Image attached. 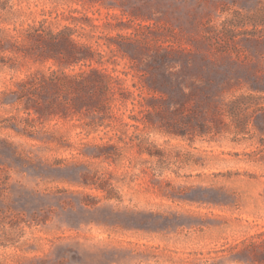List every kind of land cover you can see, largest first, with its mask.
Returning <instances> with one entry per match:
<instances>
[{
    "label": "rangeland",
    "instance_id": "1",
    "mask_svg": "<svg viewBox=\"0 0 264 264\" xmlns=\"http://www.w3.org/2000/svg\"><path fill=\"white\" fill-rule=\"evenodd\" d=\"M66 28L134 100L39 120L3 95L68 55L29 33ZM263 28L264 0H0V264H264V93L219 45Z\"/></svg>",
    "mask_w": 264,
    "mask_h": 264
},
{
    "label": "trees",
    "instance_id": "2",
    "mask_svg": "<svg viewBox=\"0 0 264 264\" xmlns=\"http://www.w3.org/2000/svg\"><path fill=\"white\" fill-rule=\"evenodd\" d=\"M29 34V37L46 42L53 48H58L64 40L68 46V55L65 56L62 55L63 53L58 52L44 57L43 50H40L34 61L43 63L53 60L58 70H52L50 73L37 71L17 83L16 89L3 94L6 97L9 95L15 96L13 105L24 103L28 115L33 110L40 120L42 118L41 110L46 108L51 112V118L63 120L79 118L78 120H81L84 117L93 115L104 119L106 116H111L114 107L122 106L129 97L135 99L132 92L122 87L121 80L118 77L112 76L105 70L92 68L91 64L87 65V62L93 61V57L90 55L92 54L91 50L84 45H79L72 39V29L66 28L62 32L52 34L49 38L47 37L48 34L39 33L38 29ZM240 42L253 44L259 49L252 53L241 47ZM219 45L228 50H234L239 57L244 55L247 59H257L253 63L256 67L252 75L253 81L243 79L239 82L242 87H246L250 91L264 93V28L246 34L239 41L232 39L231 41L219 43ZM37 48L40 47L37 46ZM2 49L3 47L0 46V51ZM81 63L83 66L91 68L88 71L83 70L77 73L66 71V69ZM138 90V103L141 107V113L145 112L148 115H153L152 109L156 111V108L153 103L149 102L163 99L151 95L159 91L145 85L139 87ZM128 95L129 97H127ZM87 96H99V99L95 105L88 106L85 103ZM0 103L6 104L8 102L3 99L0 100ZM32 121L34 120L25 119L28 126H31ZM86 125L90 126L87 123Z\"/></svg>",
    "mask_w": 264,
    "mask_h": 264
}]
</instances>
